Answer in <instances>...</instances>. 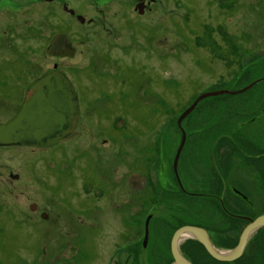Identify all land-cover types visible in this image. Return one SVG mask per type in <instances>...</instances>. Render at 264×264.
Returning a JSON list of instances; mask_svg holds the SVG:
<instances>
[{
    "label": "rangeland",
    "instance_id": "374dc122",
    "mask_svg": "<svg viewBox=\"0 0 264 264\" xmlns=\"http://www.w3.org/2000/svg\"><path fill=\"white\" fill-rule=\"evenodd\" d=\"M134 1L0 0V124L15 114L29 83L56 64L79 87L83 108L77 128L55 150L0 143V264H172L169 242L177 226L200 223L214 235L222 230L232 243L245 226L221 215L215 196L223 192L236 209L229 186L251 192L248 169L233 158L232 144L248 151L264 140V117L249 121L264 108V0H192V9L184 0H156L141 15L132 10ZM63 2L84 21L63 12ZM57 32L72 38L73 57L45 53ZM213 90L233 93L204 97L178 121L197 96ZM180 129L186 134L178 161L184 193L170 175ZM84 149L95 163L104 158L113 183L125 176L128 184L122 218L112 217V229L98 233L95 244L94 232L84 227L64 231L72 223L63 214L57 226L56 209L40 196L39 171L52 164L50 153L60 151L55 160L63 155L57 166L64 176ZM133 176L142 178L141 188L129 183ZM53 182L46 179L47 189ZM44 212L60 231H50L48 222L43 228ZM120 225L127 228L123 239ZM184 245L194 264H228L210 258L197 241Z\"/></svg>",
    "mask_w": 264,
    "mask_h": 264
},
{
    "label": "flooded vegetation",
    "instance_id": "af4514ba",
    "mask_svg": "<svg viewBox=\"0 0 264 264\" xmlns=\"http://www.w3.org/2000/svg\"><path fill=\"white\" fill-rule=\"evenodd\" d=\"M34 1H37V0H34ZM38 1H43L45 3H53L56 0H38ZM155 2H156V0H135L132 3V6L134 8L132 10L135 13L141 15L144 13L145 8L147 6L150 7V5L155 3ZM184 2L186 3V7L190 8L191 7V6H189L190 3L194 2V1H192V0H186L185 1L184 0ZM192 5H194V4H192ZM65 6H66V8H65ZM61 7H62L63 12L74 17L76 21H78L80 23H82L84 21L83 17L78 18V15H80V13H77L74 8L67 6L66 2H63ZM192 8L193 7H191V9ZM69 9H72L73 13H71L69 11ZM123 13H125V12H121V14H123ZM60 32H62V31H60ZM63 33H65L69 37L70 41L72 42V45L75 47V53H76L77 47H76V45H74L72 38L66 32H63ZM55 34H58V32ZM55 34H53L51 36V38ZM51 38L49 39L48 44L45 47V53H47V49H48ZM53 56H55V55H53ZM56 57L59 59L66 58V57H58V56H56ZM56 65H54L55 68H53V69H51V70H49L43 74H46V73H48L52 70H55V69L61 70V69L56 68ZM42 75L35 78L33 81H31L29 83L28 89L24 92V94L22 95V97L19 100V104H18L19 107H18L17 111L19 110L21 104L24 102L25 98L29 94V91H30L32 84L38 78H40ZM67 76H68V74H67ZM70 80H71L72 85L75 89L76 98H77V102H78V117H77L75 126L72 129V131L68 135H66L65 137L60 139L58 142H56L52 145H49V146H31V145H22V146L38 147L41 150L42 149H49V148L55 150L56 147L60 146V143L63 140H65L66 138H68V136H71L73 134L74 130L77 128V125L80 121V116H81L83 108H82V98H81L80 93H79V87L76 85V83H74L72 81L71 78H70ZM259 80H261V78L258 80H254L252 83L248 84L247 86L253 87L254 85L257 84V81H259ZM247 86H245V87H247ZM17 111H15V114L13 116H11L7 121L12 119L16 115ZM257 115H253L249 121L251 123H255L257 121L256 118L257 119L261 118L263 120L264 108H262V111L260 113H258ZM106 117L109 118L108 116H106ZM119 118L122 121L124 120V122L126 120L121 115L118 116V119ZM245 122L246 121H244L243 123H245ZM261 124H263V123H261ZM177 125H180V122H178ZM98 126H99V128H102V131L106 130L105 127H103V125L101 126L98 124ZM263 128H264V126H263ZM117 129H119V128L117 127L114 130H117ZM180 131H181V140H180V144L178 145V149L175 152V155L177 154V159L175 161V155H174V158H173V161H172V164L170 167V170L172 172L170 175H171L172 180L177 183L178 190L181 193L182 192L184 193L187 191H186V188L184 187V184L182 182V178H181L179 170H178V161H179V157H180V154L182 152V149L185 145L186 134H185L184 129L183 130L180 129ZM257 142L258 143H256L255 145L253 144L254 145L253 147H248V151H245L243 149V147H241L240 145L232 144L233 158L235 159V157H236L238 159H241L243 167L248 169V181H249V187L251 188V192H249L250 195L246 194L245 192H243L242 190H240L239 188H237L235 186H229V190L231 192L230 198L234 204L238 205V207L236 209H233L232 204H230L226 200L223 192L219 193V195L215 196L216 200L214 199L216 201V203L218 202V205L221 208V210H220L221 215L226 216L230 222H231L230 217L238 218V219L244 220L246 222L245 226L242 228L241 232L237 236V240L235 241V243L231 242V239L229 236L221 234V232H223L222 230L219 231L220 232L219 234L214 235V234H212L213 231L211 230V227L203 226L200 223L184 224V225H193V226L203 228L206 231L208 238H209V241L212 244V246L219 253H221L223 255L229 254L238 245L239 240H240V236H241L244 228L246 227V225L248 223H250L252 220H255V218H257L258 216L264 215V140L258 139ZM7 144H9V143H7ZM18 145H21V144H18ZM76 149H78V148H76ZM57 152H60V151L56 150V151H52L50 153V155H51L50 157H52L53 160H52V164L49 166L48 169L46 168L45 171L43 168L40 171L38 170L39 174L41 175L39 182L41 184L40 188H42V191L40 193V196L41 195L43 196V199H42L43 202L42 203L48 204V206L51 208V210L56 209L55 212H57L58 218L55 220V223L57 224V226H58V223L61 222L62 214H63L65 216H67L66 223H72V225H69V224L66 225L67 228H65L64 231L69 230L71 232L74 229L75 232H79L78 226L84 227L85 229H87L88 232H94V234H91V233L90 234L92 235L91 239L94 238V240H92V242H94V244H95V242H96L95 239L97 238L98 233L103 232V230L112 229L111 228L112 226L110 224L112 217L122 218V213L127 208V205H126L127 204L126 187H128V184H127L126 177L125 176H123L122 178L120 177L119 182L117 184L113 183V181L111 180L110 173H107L106 167L101 164V163H103L104 158L96 161V163H95L94 162L95 161L94 155H92V152H89V150H85V149L80 150V152L75 155V157L73 158V161H71V163H70L71 164L70 170L67 169V171H65V175L60 176L58 174L59 173V167L57 166V164H58L59 160L62 159L63 155L62 156L58 155V157H60V158L55 160V158H57V156H56L57 154H55V153H57ZM62 154H64V153H62ZM63 162L66 163V161H63ZM108 169L110 170V168H108ZM219 170H220V172H218V175H219V179L221 181L223 179L222 174H221L223 169L220 167ZM47 175H49V176H47ZM52 176L55 177V182H53L52 186H50V188L48 187V189H47L46 179H48ZM141 180H142V178H140L138 176H133L132 178L129 177L128 181L130 184L132 182L136 188H141L142 187L141 186L142 185ZM82 186H85V191H82V189H81ZM45 190H50V192H48V191L46 192ZM188 193H190V192H188ZM192 194L194 196H201L203 193L202 192H191V194H189V195L192 196ZM136 197H134V200L138 203L141 202L140 200L142 199V197L141 196H136ZM57 206H58V208H57ZM62 207H64L65 209H62ZM31 210H32V208H31ZM135 215H136V217H138L137 220L139 222V226H141V224H140L141 216L139 214H135ZM0 217H2V216H0ZM148 217L149 218L146 219L145 223H144L143 240H142V247L143 248L146 247V245L148 243L149 222H150L152 215H150V216L148 215ZM41 218H42V222H43V228H48L47 227L48 225L46 224L48 222V224L51 225V229H49L50 231H60V230H57L58 229L57 226L54 227L53 224L49 221L50 218L45 215V212L42 214ZM44 218H46V220H43ZM79 218L82 219L83 221L78 220ZM6 219L8 220V218H6ZM39 220H40V218H39ZM184 225H182V226H184ZM14 227L15 226H13L12 229H14ZM179 227H181V226L180 225L177 226L176 229H178ZM175 230L173 231L171 238H170V242H169L170 253L172 256V264H175V263H174V257H173L172 252H171V239H172V236H173ZM126 231H127V228L122 227L120 225V227H119V233L120 234H118L117 237L119 239L125 238L124 233ZM263 236H264V225H261V226L257 227L256 229H254L249 234L247 242L244 246L242 253L238 257H235L231 260H219V259L212 257L200 241H198L196 238H194L192 236H189V235L187 236L185 234L179 238L178 248H179L181 254L183 256H185L192 264H194V262H193V260L190 259V256H188V252H187L186 248H184V246H185L184 244L187 243L188 240H191L193 242L197 241L199 243V245L203 248V250H205V253H207V255L210 258H212L213 260H215L217 262H220V263L221 262H227L228 264H238V263L241 264L240 263L241 260H243L245 258V257L243 258V256L246 253H248V251L251 249L252 246H254V248H252L250 250V252H252V255L246 257V262L244 264H263L262 261L264 262V253L261 255V252H262V249H264V248L260 245L261 239L263 238ZM117 245H119V242H117ZM121 245H122V243H121Z\"/></svg>",
    "mask_w": 264,
    "mask_h": 264
},
{
    "label": "water",
    "instance_id": "95a60500",
    "mask_svg": "<svg viewBox=\"0 0 264 264\" xmlns=\"http://www.w3.org/2000/svg\"><path fill=\"white\" fill-rule=\"evenodd\" d=\"M69 11L73 13L72 9H69ZM78 18H82V16L78 15ZM47 53L71 58L74 56L75 47L65 33H58L51 38ZM223 93L233 92L213 90L200 94L180 114L178 121L188 114L204 97ZM77 117L78 102L70 78L61 70H52L42 75L32 84L29 94L16 115L9 121L0 124V143H18L31 146L52 145L72 131ZM176 159L177 154L175 155V161ZM261 225H264V215L258 216L246 225L238 245L226 255L219 253L212 246L203 228L193 225L181 226L175 230L171 239V252L174 257V263L192 264L181 254L178 248V240L184 234L195 236L212 257L219 260H231L242 253L249 234Z\"/></svg>",
    "mask_w": 264,
    "mask_h": 264
},
{
    "label": "bare ground",
    "instance_id": "6f19581e",
    "mask_svg": "<svg viewBox=\"0 0 264 264\" xmlns=\"http://www.w3.org/2000/svg\"><path fill=\"white\" fill-rule=\"evenodd\" d=\"M38 1V0H37ZM74 55H75V53H74ZM58 57H61V56H58ZM66 58H70V57H66ZM59 144V143H58ZM195 237V236H194ZM196 238V237H195Z\"/></svg>",
    "mask_w": 264,
    "mask_h": 264
}]
</instances>
